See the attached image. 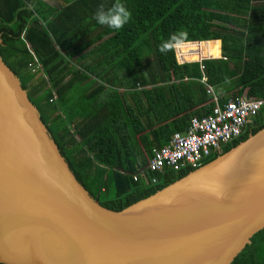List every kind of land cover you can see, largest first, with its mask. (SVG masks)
<instances>
[{
	"label": "trees",
	"instance_id": "obj_1",
	"mask_svg": "<svg viewBox=\"0 0 264 264\" xmlns=\"http://www.w3.org/2000/svg\"><path fill=\"white\" fill-rule=\"evenodd\" d=\"M114 2L0 0V57L80 183L119 211L194 170L156 174L153 184L133 178L193 117L212 112L214 96L221 105L264 97V0H118L131 13L119 31L93 18ZM199 43L221 57L200 61ZM263 127L264 106L203 164ZM231 264H264V228Z\"/></svg>",
	"mask_w": 264,
	"mask_h": 264
},
{
	"label": "water",
	"instance_id": "obj_2",
	"mask_svg": "<svg viewBox=\"0 0 264 264\" xmlns=\"http://www.w3.org/2000/svg\"><path fill=\"white\" fill-rule=\"evenodd\" d=\"M263 228L264 127L111 210L77 179L0 57L1 263L231 264Z\"/></svg>",
	"mask_w": 264,
	"mask_h": 264
},
{
	"label": "built area",
	"instance_id": "obj_3",
	"mask_svg": "<svg viewBox=\"0 0 264 264\" xmlns=\"http://www.w3.org/2000/svg\"><path fill=\"white\" fill-rule=\"evenodd\" d=\"M30 67L36 70L38 64ZM214 100L216 105L212 112L203 117H193L185 132H176L168 143L155 149L147 167L135 174L134 180L143 179L146 184H153L158 181L156 174L199 168L206 157L220 153L224 145L239 138L244 126L264 106V97L255 98L247 94L229 99L224 105L216 96Z\"/></svg>",
	"mask_w": 264,
	"mask_h": 264
},
{
	"label": "clouds",
	"instance_id": "obj_4",
	"mask_svg": "<svg viewBox=\"0 0 264 264\" xmlns=\"http://www.w3.org/2000/svg\"><path fill=\"white\" fill-rule=\"evenodd\" d=\"M130 17V11L118 0L107 9L102 5L99 6L93 16L98 25L107 26L114 31L122 29L129 22ZM158 50L162 55L166 54L170 50L169 44L167 42L161 43Z\"/></svg>",
	"mask_w": 264,
	"mask_h": 264
},
{
	"label": "bare ground",
	"instance_id": "obj_5",
	"mask_svg": "<svg viewBox=\"0 0 264 264\" xmlns=\"http://www.w3.org/2000/svg\"><path fill=\"white\" fill-rule=\"evenodd\" d=\"M199 50H198V54L200 56V60H203L205 58H214V57H218L217 54L215 56H211L210 54H208L207 56L203 57L202 53H201V43L198 44Z\"/></svg>",
	"mask_w": 264,
	"mask_h": 264
},
{
	"label": "rangeland",
	"instance_id": "obj_6",
	"mask_svg": "<svg viewBox=\"0 0 264 264\" xmlns=\"http://www.w3.org/2000/svg\"><path fill=\"white\" fill-rule=\"evenodd\" d=\"M48 1H50V2H53L54 0H48ZM215 46H216V44H215ZM217 47V46H216ZM207 48V53H206V55H204V53H203V48L201 47V53H202V55H203V57H205V56H207L208 54H210L211 56H214L212 53H211V51H210V49L208 48V47H206Z\"/></svg>",
	"mask_w": 264,
	"mask_h": 264
},
{
	"label": "flooded vegetation",
	"instance_id": "obj_7",
	"mask_svg": "<svg viewBox=\"0 0 264 264\" xmlns=\"http://www.w3.org/2000/svg\"><path fill=\"white\" fill-rule=\"evenodd\" d=\"M222 149H223V147H222ZM222 149H221V150H222Z\"/></svg>",
	"mask_w": 264,
	"mask_h": 264
}]
</instances>
